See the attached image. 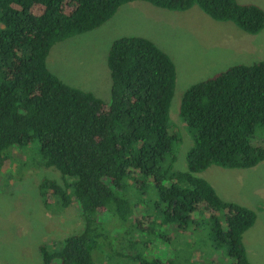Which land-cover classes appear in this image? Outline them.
<instances>
[{
    "label": "trees",
    "instance_id": "16d2710c",
    "mask_svg": "<svg viewBox=\"0 0 264 264\" xmlns=\"http://www.w3.org/2000/svg\"><path fill=\"white\" fill-rule=\"evenodd\" d=\"M135 1L174 12L197 5L246 34L264 30V11L237 0H0V167L10 161L6 150L37 142L42 165L63 180H42L43 206L79 205L81 231L42 245L43 264H95L96 252L108 264H179L175 256L146 259L136 247L155 232L157 218L182 234L198 215L213 223V241L227 247L229 264H250L243 235L257 214L223 201L195 174L264 162V140L256 142L257 129H264V61L233 65L186 90L179 117L193 142L187 172L174 168L176 66L154 42L137 36L113 42L109 102L65 84L47 67L54 45L100 28ZM150 180L154 215L145 205L135 216L138 196L131 191L145 193ZM122 223L127 231L118 233Z\"/></svg>",
    "mask_w": 264,
    "mask_h": 264
},
{
    "label": "rangeland",
    "instance_id": "374dc122",
    "mask_svg": "<svg viewBox=\"0 0 264 264\" xmlns=\"http://www.w3.org/2000/svg\"><path fill=\"white\" fill-rule=\"evenodd\" d=\"M237 2L264 11V0ZM130 36L151 40L176 66V88L170 107V122L179 136L174 168L187 172V154L193 142L179 117L182 97L192 85L233 65L264 61V30L257 35L246 34L234 23L212 20L197 5L174 12L135 1L121 6L100 28L54 45L47 67L65 84L109 102L107 56L115 40ZM263 140L264 129L258 128L256 142ZM4 154L10 161L0 167V264H43L42 245L60 242L81 231L79 205L74 201L65 209L56 201L48 209L43 206L39 196L42 180H56L59 184L63 180L57 170L42 165L37 142L11 147ZM195 176L207 181L223 201L238 203L257 214L243 242L250 264H264V162L251 169L210 166ZM149 182L145 193L131 191L138 196L134 199L135 216L144 214L145 205L151 211L147 215L153 214L157 195L153 182ZM160 222L157 218L153 234L141 236L137 254L146 259L175 256L179 264L230 263L227 247L214 243L213 223L205 215H198L196 223L182 234L176 233L174 226H161ZM126 231L127 225L122 223L118 233ZM93 254L95 264H108L97 252Z\"/></svg>",
    "mask_w": 264,
    "mask_h": 264
},
{
    "label": "crops",
    "instance_id": "0c3cea01",
    "mask_svg": "<svg viewBox=\"0 0 264 264\" xmlns=\"http://www.w3.org/2000/svg\"><path fill=\"white\" fill-rule=\"evenodd\" d=\"M236 170V169H235ZM234 203V202H233ZM238 204V203H237ZM240 205V204H239ZM241 206H243V205H241ZM245 207V206H244Z\"/></svg>",
    "mask_w": 264,
    "mask_h": 264
}]
</instances>
